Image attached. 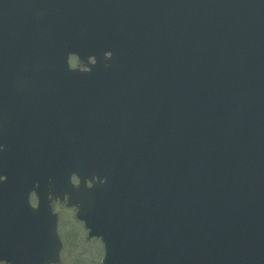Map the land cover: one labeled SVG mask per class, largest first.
Returning a JSON list of instances; mask_svg holds the SVG:
<instances>
[{
    "label": "water",
    "instance_id": "1",
    "mask_svg": "<svg viewBox=\"0 0 264 264\" xmlns=\"http://www.w3.org/2000/svg\"><path fill=\"white\" fill-rule=\"evenodd\" d=\"M0 24L2 55L54 61L68 189L105 264H264V0H0ZM14 184L4 257L58 260L56 219L36 247Z\"/></svg>",
    "mask_w": 264,
    "mask_h": 264
},
{
    "label": "flooded vegetation",
    "instance_id": "2",
    "mask_svg": "<svg viewBox=\"0 0 264 264\" xmlns=\"http://www.w3.org/2000/svg\"><path fill=\"white\" fill-rule=\"evenodd\" d=\"M31 130V148L33 151L34 162L36 163L33 168V183L34 190L31 196L32 205L37 208L42 201L51 206L52 212L58 215V219H63L70 213L69 207V195L67 192V186L65 180L63 184L59 177V181L56 180V172L53 170L52 164H45L44 161L57 150V155L61 153V143L58 144L57 137L54 138L51 134H41V129H37L35 126L30 128ZM2 150L3 147H0ZM77 216V211H74ZM83 230L78 232V240L74 236L67 234L65 230L59 228V236L63 240V248L60 253V264H68V258L72 260V264H89L86 259L90 252V248L93 242L100 247V250L95 251L96 258L91 260V264H99L98 259L104 257V247L102 241L98 238L90 239L88 231L85 230V224L82 223ZM84 232V233H83ZM70 237V239H69ZM74 239V242L72 241ZM67 240L69 242H67ZM76 240V241H75ZM102 246V247H101ZM5 264V263H0Z\"/></svg>",
    "mask_w": 264,
    "mask_h": 264
},
{
    "label": "rangeland",
    "instance_id": "3",
    "mask_svg": "<svg viewBox=\"0 0 264 264\" xmlns=\"http://www.w3.org/2000/svg\"><path fill=\"white\" fill-rule=\"evenodd\" d=\"M71 64H72V67L78 65L75 58L71 59ZM73 212H74V210L71 209L69 214H67L63 219H60L59 224H60V227L62 230H65L67 234L69 233V235L71 237L74 236L75 239L78 240V232L80 231V229L82 231L83 227L81 225H79V223L77 224V220H76L75 214H73ZM60 236H62V232H61ZM69 239H70V237H69ZM72 241L74 242V239H72ZM67 242H69V241L67 240ZM70 243H71V241L69 242V244ZM90 245H91L90 252L88 254H86V256H87L86 259L88 260L89 264H91V260L93 258L95 259L97 256V255H95V251L100 250V247L98 245H96L94 242ZM98 261H99V264H101V262H102L101 259H98ZM92 262H93V260H92ZM68 264H72V260H70L69 258H68ZM73 264H74V262H73Z\"/></svg>",
    "mask_w": 264,
    "mask_h": 264
},
{
    "label": "bare ground",
    "instance_id": "4",
    "mask_svg": "<svg viewBox=\"0 0 264 264\" xmlns=\"http://www.w3.org/2000/svg\"><path fill=\"white\" fill-rule=\"evenodd\" d=\"M89 62H90V59H89V60H87V61H85V62H82V63H81V66H86V65H88V64H89Z\"/></svg>",
    "mask_w": 264,
    "mask_h": 264
}]
</instances>
